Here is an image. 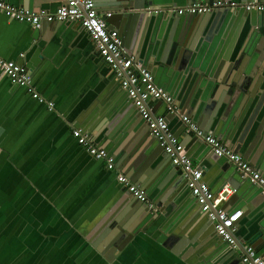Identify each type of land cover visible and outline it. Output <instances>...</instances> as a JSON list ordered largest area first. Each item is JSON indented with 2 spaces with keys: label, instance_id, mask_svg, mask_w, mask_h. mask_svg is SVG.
<instances>
[{
  "label": "crops",
  "instance_id": "crops-1",
  "mask_svg": "<svg viewBox=\"0 0 264 264\" xmlns=\"http://www.w3.org/2000/svg\"><path fill=\"white\" fill-rule=\"evenodd\" d=\"M0 1L39 12L25 6L29 0ZM66 3L67 0H58L51 7L44 6L42 9L51 12ZM233 3L243 4L238 0ZM183 4L178 7H185ZM165 6L175 4L155 6V9ZM100 14L106 16L108 13ZM106 19L111 27L120 32L114 15ZM230 19L208 44L207 54L201 60L203 66L200 67L203 72L208 70L210 77L216 75L219 80L228 82L236 71L234 69L231 74L229 69L222 67L223 57L231 53L235 56L237 49L248 43L247 34L243 36L244 21L242 27L239 20L230 25ZM60 24L54 23L53 27L45 24L41 30H36L28 24L7 18L0 11V57L26 64L38 92L55 104V110L49 111L47 106L33 99L26 88L13 86L0 70V264H198L192 260L194 254L190 257L188 253L194 246L192 241L200 243L196 234H204L201 229L204 215L199 205L198 208H190V204L175 211L166 209V217L142 223L136 203L133 204L138 200L133 196L131 199L128 190L119 183V174L132 182L121 162V166L116 165L114 170H109L106 161L94 159L73 136L74 129H81L106 151L102 144L105 145L111 136L112 140L115 138L116 145L121 144L128 153V150L135 151V137L141 132V127L145 126L148 132L150 130L133 104L137 115H133L132 108V113L127 114L129 98L115 80L113 69L100 57L88 33L79 24ZM164 34L163 31V34L152 37V42H160V56L153 58L152 63L149 59L152 65L148 69L153 72L157 85L169 94L174 83L177 94H172L177 97L176 106L194 122L189 112L191 105L197 104L198 111L212 104L214 98L226 99L230 87L216 82L211 89L204 91L208 85L206 78L201 75L195 78L196 74L187 73L179 74L184 76V80H179L182 83L178 87L177 69L161 62L167 60V45L162 42ZM126 51L130 54V50ZM21 54L26 55L25 60L19 58ZM256 56L259 63V58H263L260 54ZM260 63L263 64L262 61ZM259 69L255 66L254 73ZM262 73L254 76L257 83ZM188 83L193 85L189 86L190 90ZM258 100L244 118L243 128L247 127L249 118L257 110L255 105ZM150 107L154 115H166L164 102L153 101ZM166 116L172 133L182 143L187 142L189 134L184 131L182 122L173 115ZM127 123L129 134H126ZM263 124L264 106L243 144L238 142L243 133V128H240L234 135L233 146L228 147L264 175V151L261 149L264 147ZM93 131H98L105 138L101 136L96 143L91 135ZM184 147L195 167L203 171L204 181L214 192L230 185L224 177L222 179L221 165L210 159L213 152L205 150L206 147L194 140ZM133 157L131 155V159ZM124 159L126 162L129 160L127 156ZM131 159L129 162L133 163ZM257 194L255 187L248 185L242 197L235 195L226 206L228 211L239 209L243 212L238 232L257 226V213L264 214V201L252 209L245 208V199L254 200ZM190 196L193 198L192 194ZM152 206L154 213L161 210L156 204ZM121 219L133 223L135 230L139 229L126 246L123 241L120 242L123 236H114ZM216 236L215 239L219 240L217 233ZM119 246L121 249H117ZM256 250L264 255L263 251ZM219 257L212 258L211 264H220Z\"/></svg>",
  "mask_w": 264,
  "mask_h": 264
},
{
  "label": "water",
  "instance_id": "water-1",
  "mask_svg": "<svg viewBox=\"0 0 264 264\" xmlns=\"http://www.w3.org/2000/svg\"><path fill=\"white\" fill-rule=\"evenodd\" d=\"M57 1L58 0H31L30 2L29 0V3L26 1L25 6H29L31 10L48 12L50 10L42 8L44 6L46 8L51 7ZM217 1L221 0H95L99 13H112L115 16L123 40V47L130 50L129 55L136 57V60L142 62L146 68L151 67L153 58L156 59L160 56V42H152V37L154 34H163L164 31L165 34L164 36L162 35V42L167 45L165 50L167 60L164 59L161 62L164 65H170L173 66L174 69H177V83L182 78V80H184V76H179V74L181 73L184 75L187 73L186 75L196 74L195 78L199 75L206 78L205 81L208 85H204V91L209 88L211 89L212 85L216 82H223V85H229L231 91L226 99L214 98V100L217 101L213 100L211 102L212 104L208 107L206 106V108L199 109L198 111H196L197 104L191 105L189 112L190 116L193 117L194 122L204 130L206 134H213L214 136H217L219 140L226 143L227 146H233L232 141L235 138L234 135L240 128H243V120L255 104L256 99H259L255 105L257 106V110L254 111L251 118H249L247 127L243 128L242 136L238 139L239 143L243 144L245 136L252 127V123L258 118V115L264 106V53L262 51L264 50V13H247L244 10L233 11L222 9L203 16H178L150 10L152 7L171 3L175 4V7H178L184 2L183 5L187 7L192 4H212ZM222 1L230 4L235 0ZM238 1L243 4L264 2V0ZM62 6L63 5L54 8L51 12H57ZM230 14L234 15L231 16ZM229 17H231L230 25L237 20L241 22L242 20L244 21L246 27L243 36L245 37L247 34L246 39L248 43L244 47L237 49L238 53L236 52L235 56H233V53L228 54V56L225 53L226 55L222 60V67L229 69L231 74L234 69L236 71L233 79L228 82L223 81L221 78L219 80L216 75L210 77L209 71L205 69L203 72L200 67L203 66L201 60L207 54L208 44L213 42L215 36L219 34L222 26L228 21ZM51 25L53 27L54 24L50 23L49 27H51ZM60 25H75V23L67 22ZM239 25L242 26L243 22ZM83 31L86 30L83 29ZM150 43L152 44L150 45ZM149 50L150 52L148 53ZM259 54L263 59L259 58V63H257L256 55ZM149 59H151V63ZM260 61H262L263 64L260 63ZM255 66L260 68L256 73H254ZM260 72L263 73L260 75L259 83H257L258 81L256 82L254 76L259 75ZM116 81L121 85L118 80ZM181 83L182 81L179 82L178 87H181ZM187 86V88H189V86L190 88L193 87L192 83ZM169 90L170 94H177V90L174 89V83L170 86ZM186 90L187 89L185 88V91ZM214 90L217 91V88ZM124 93L128 99V93L125 90ZM174 94L172 95L175 104L177 105V97L175 98ZM129 99L128 104L126 105L127 114L132 113L130 109L132 108L133 103L131 99ZM242 105H244L243 109H241ZM132 109L133 115L135 116L137 112L134 108ZM181 114L184 115L182 111ZM140 117L142 118V116ZM177 118L184 125V131H187V125L183 123L180 116H177ZM143 121L148 125L149 129L148 122L145 119H143ZM137 123L138 122H134V125H138ZM127 127L126 134H129L130 126L128 123L125 128ZM140 130L141 132L137 133V136L135 137V140H137L136 146L134 145L135 151L128 150L127 153V151L121 147V144L116 145L115 138L112 140L113 137L111 136L108 137L105 145L101 144L103 147L107 148L109 155L114 159L115 165L121 166L122 164L125 168L124 172L131 178L132 183L141 186V188L148 194L150 200L148 204L139 201L140 204L135 201L133 202V204L136 203V210L139 212L138 217L142 223H149L154 220H159L161 217H166V209H168V211L169 209L175 211L183 206L187 208L190 204V208L192 206L198 208L195 198L190 196L191 190L189 189L188 179L185 177L184 173L174 166L172 159L166 154L165 148L151 136V133L148 132L145 126L141 127ZM91 135H93L95 137L94 140H97L98 142L101 136L105 138V136L98 131H93ZM181 136L182 134L179 137ZM133 140L134 138L132 141ZM187 140V142L182 143L184 146H187L190 141L194 140L198 141V145L206 147L205 150L208 149L212 152L211 147L206 145L204 141L195 138L193 135L189 134ZM97 141L96 143H98ZM261 149L264 151V147ZM131 155L134 156L132 159ZM124 156H127V159H129L128 162H126L125 159L123 160ZM211 156L210 159L221 165V171L223 173L222 179L224 177L225 182L229 183L237 190V197L243 196L248 185L255 187L258 191L256 199H245L246 209H252L253 206H257L264 201V196L260 187L255 186L250 181L244 180L237 172V169L226 159L219 158L214 153ZM130 159L133 163L129 162ZM119 162H121V164H119ZM128 163L130 164L129 166ZM130 197L132 199V195ZM249 202L251 204H249ZM154 204H156L157 207L159 206V209L161 208L159 212H153L154 209L151 206ZM196 211H198V209H196ZM237 211H239V209H236L233 212L236 213ZM203 215L201 229L204 231V234H196V239H200V243L192 241V245L194 246L191 247L188 253L190 257L194 254V259L192 260L196 263L211 264L214 258L220 256V264H242L240 256L246 253L245 248L247 243L255 249L264 252V214L257 213V226L252 227L251 230L249 229L243 232H240L239 230V232L234 235L237 245L236 248L231 247L222 239L219 241L220 238L219 240H216L215 238L217 236L214 221L210 220L205 213H203ZM122 219L118 221L121 222L119 223V226H116L114 236H117L118 234L123 236L120 242L123 241V245L126 246L127 243L138 234L139 229L135 230L133 223H128L127 220ZM188 245H190V243ZM120 246L117 249H121ZM179 248L182 249V245H180Z\"/></svg>",
  "mask_w": 264,
  "mask_h": 264
},
{
  "label": "built area",
  "instance_id": "built-area-1",
  "mask_svg": "<svg viewBox=\"0 0 264 264\" xmlns=\"http://www.w3.org/2000/svg\"><path fill=\"white\" fill-rule=\"evenodd\" d=\"M229 9L233 11L244 10L247 13H264V2L251 3H215L192 4L187 7L165 6L159 9L150 8L151 11L164 12L178 16H203L216 10ZM0 11L9 19L25 23L36 30L54 23H75L85 29L90 36L100 57L113 69L116 79L128 93L134 107L149 124L151 136L165 148V152L172 159L175 167L179 168L188 179V186L192 196L201 207L203 213L214 221L217 235L231 247L236 248L234 235L238 232V223L243 216L241 210L234 213L228 211L226 206L236 195L237 190L230 185L214 192L204 181L203 171L195 167L192 159L186 154L182 142L172 133L166 115L180 116L187 125V134L204 141L211 147L212 152L219 158L226 159L246 181L252 182L262 189L264 196V175L256 170L243 156L235 153L216 136L206 134L191 119L181 114L174 98L164 88L157 85L151 70L131 57L123 47V40L118 30L111 28L106 18L113 17L112 13L106 16L98 12L95 0H67L57 12H31L10 3L0 1ZM25 60L26 55L19 57ZM0 70L7 76L11 84L18 88H26L33 99L47 106L49 111L55 110V104L45 99L33 83V76L29 68L18 60H5L0 57ZM153 101H162L166 105V115L156 116L150 107ZM73 136L78 143L94 159L106 161L107 168L114 170L116 165L108 151L94 143L81 129H74ZM119 183L139 202L149 203V196L145 190L134 185L125 175L119 174ZM153 207V206H151ZM246 253L241 256L242 264H264V256L251 246H246Z\"/></svg>",
  "mask_w": 264,
  "mask_h": 264
}]
</instances>
